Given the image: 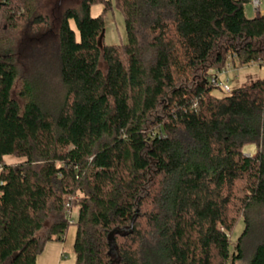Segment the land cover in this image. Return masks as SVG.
<instances>
[{"label":"trees","instance_id":"1","mask_svg":"<svg viewBox=\"0 0 264 264\" xmlns=\"http://www.w3.org/2000/svg\"><path fill=\"white\" fill-rule=\"evenodd\" d=\"M249 4L0 0V264L71 227L74 264H264V78L213 95L264 66Z\"/></svg>","mask_w":264,"mask_h":264},{"label":"rangeland","instance_id":"2","mask_svg":"<svg viewBox=\"0 0 264 264\" xmlns=\"http://www.w3.org/2000/svg\"><path fill=\"white\" fill-rule=\"evenodd\" d=\"M105 6L97 4L92 7L93 17L99 16L104 12ZM261 14H264V0L260 5ZM246 15L249 18H254L255 13L252 6L249 4L246 6ZM106 28L105 38L101 45H118L125 44L128 41L127 32L125 28L124 17L122 13L115 7L109 10L106 14ZM74 27L75 24L72 23ZM264 78V66L257 64L244 65V66H230L227 71H223L219 75L220 86L213 90V95L223 98L231 95L236 89L252 84L258 80ZM252 150V147L249 148ZM9 162H13V159H9ZM256 222L260 225H264V209H261L256 217ZM262 227V226H260ZM244 230V223H240L235 233L233 234L232 240L235 241ZM73 228L71 227L67 233L68 239H70ZM64 246L63 242L52 241L49 242L44 251L38 256L37 264H74L75 255L73 251L68 250L66 256H61V251ZM57 251V253H56ZM60 251V252H59Z\"/></svg>","mask_w":264,"mask_h":264},{"label":"crops","instance_id":"3","mask_svg":"<svg viewBox=\"0 0 264 264\" xmlns=\"http://www.w3.org/2000/svg\"><path fill=\"white\" fill-rule=\"evenodd\" d=\"M73 228V232L71 233V238L70 239H68V236L66 235V237H65V239H64V246L65 247H63V249L61 250L60 249V253H61V256H63V254L66 256V250H68L69 252L72 250L73 251V247H74V241H75V237H76V228L75 227H72ZM66 250H65V249ZM56 253H57V251H56Z\"/></svg>","mask_w":264,"mask_h":264},{"label":"built area","instance_id":"4","mask_svg":"<svg viewBox=\"0 0 264 264\" xmlns=\"http://www.w3.org/2000/svg\"><path fill=\"white\" fill-rule=\"evenodd\" d=\"M250 1V5L252 6L254 13H255V17L260 16L261 15V11H260V5L262 3V0H249ZM216 86H220V81H214Z\"/></svg>","mask_w":264,"mask_h":264},{"label":"water","instance_id":"5","mask_svg":"<svg viewBox=\"0 0 264 264\" xmlns=\"http://www.w3.org/2000/svg\"><path fill=\"white\" fill-rule=\"evenodd\" d=\"M135 221H136V217H135L134 220L132 221L131 228H130L129 230H132V229H133L134 224H135ZM119 232H123V230H122V231H119ZM113 238H114V233H112V239H113Z\"/></svg>","mask_w":264,"mask_h":264}]
</instances>
